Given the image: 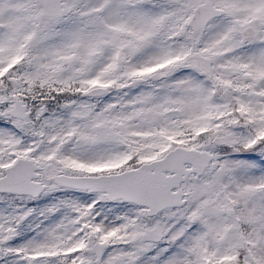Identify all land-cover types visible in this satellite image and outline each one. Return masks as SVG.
<instances>
[{"label":"snow or ice","instance_id":"1","mask_svg":"<svg viewBox=\"0 0 264 264\" xmlns=\"http://www.w3.org/2000/svg\"><path fill=\"white\" fill-rule=\"evenodd\" d=\"M0 264H264V0H0Z\"/></svg>","mask_w":264,"mask_h":264}]
</instances>
